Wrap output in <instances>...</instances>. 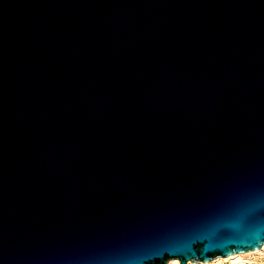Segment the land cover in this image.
<instances>
[{"label": "water", "instance_id": "1", "mask_svg": "<svg viewBox=\"0 0 264 264\" xmlns=\"http://www.w3.org/2000/svg\"><path fill=\"white\" fill-rule=\"evenodd\" d=\"M263 245L264 0H0V264Z\"/></svg>", "mask_w": 264, "mask_h": 264}, {"label": "bare ground", "instance_id": "2", "mask_svg": "<svg viewBox=\"0 0 264 264\" xmlns=\"http://www.w3.org/2000/svg\"><path fill=\"white\" fill-rule=\"evenodd\" d=\"M264 254V245L257 251H248L230 255L228 257H218L210 262H194L193 264H244L246 259H251L258 254ZM257 264H264V259L259 260Z\"/></svg>", "mask_w": 264, "mask_h": 264}, {"label": "built area", "instance_id": "3", "mask_svg": "<svg viewBox=\"0 0 264 264\" xmlns=\"http://www.w3.org/2000/svg\"><path fill=\"white\" fill-rule=\"evenodd\" d=\"M264 259V254L260 253L257 256L252 257L251 259H246L244 264H257L259 260Z\"/></svg>", "mask_w": 264, "mask_h": 264}, {"label": "snow or ice", "instance_id": "4", "mask_svg": "<svg viewBox=\"0 0 264 264\" xmlns=\"http://www.w3.org/2000/svg\"><path fill=\"white\" fill-rule=\"evenodd\" d=\"M258 246V245H257Z\"/></svg>", "mask_w": 264, "mask_h": 264}]
</instances>
